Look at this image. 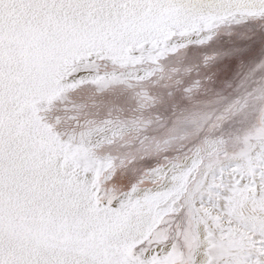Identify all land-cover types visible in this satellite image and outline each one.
Listing matches in <instances>:
<instances>
[{"label": "snow or ice", "instance_id": "6c2138e0", "mask_svg": "<svg viewBox=\"0 0 264 264\" xmlns=\"http://www.w3.org/2000/svg\"><path fill=\"white\" fill-rule=\"evenodd\" d=\"M198 7L197 0H0V264H264V139L251 150L264 90L258 98L250 90L255 104L232 152L219 147L225 141L214 122L221 130L231 122L220 113L189 130L179 152H153L149 142L163 141L175 115L154 128L142 112L113 117L87 103L90 90L122 76L138 87L152 75L116 59L108 45L117 35L126 36L121 51L142 44L145 62L158 63L151 45L174 42L189 26L210 35L224 24H264V0H208L212 20L190 14ZM177 9L187 15L165 20ZM145 25L156 31L140 32ZM191 87L177 84L181 99ZM138 119L135 136H124ZM212 141L216 150L198 156ZM187 157L210 175L185 169ZM223 159L238 162L217 167ZM241 201L252 215L239 214Z\"/></svg>", "mask_w": 264, "mask_h": 264}, {"label": "rangeland", "instance_id": "374dc122", "mask_svg": "<svg viewBox=\"0 0 264 264\" xmlns=\"http://www.w3.org/2000/svg\"><path fill=\"white\" fill-rule=\"evenodd\" d=\"M176 17L175 12L169 13L165 20ZM195 17L212 20L213 14H199ZM140 32L156 31L155 25H145ZM208 29L197 30L189 26L174 42L171 37L166 41L153 43L152 51L159 56L158 63L145 62L149 53L144 52L141 44L134 49L121 51L120 42L126 39L124 34L117 35L108 45L114 52L116 59L131 65L129 72L136 73L138 69L151 72L150 78L138 87H130L137 82L128 75L122 76L114 86L104 90L92 89L88 93V105L93 110L103 109L111 112L113 117L137 115L142 112L150 117L152 126L161 127L173 116H176L173 126L168 129L163 141L155 144L149 142L153 152L166 151L175 148L178 152L182 143L191 133H195L207 123L208 118L220 113L221 121H231L222 130L219 123H215L217 134L223 135L226 147L232 152L236 134H241L246 125L243 123L252 111L255 99L250 90L257 92L264 90V24L249 21L242 25L224 24L207 34ZM206 41L203 46H196ZM192 46H186V45ZM164 49L161 54L157 49ZM186 83L192 87L186 90L181 99L177 90L178 83ZM248 101V103H245ZM94 102V103H93ZM185 103L191 106L189 114H185ZM223 109V111H221ZM256 122L259 124L254 131L251 145L254 151L259 141L264 139V108L257 113ZM139 119L123 127L122 134L133 137L139 131ZM209 147L216 150L215 142H205L197 153L200 157L209 155ZM71 160L72 157H69ZM235 160L223 159L217 167H228L237 163ZM200 160L192 157L182 158L180 164L193 171L200 169L202 175H210L206 169L200 168ZM208 184L202 185L201 191L207 192ZM237 210L242 216L252 215L249 205L241 201ZM207 213V208L203 210Z\"/></svg>", "mask_w": 264, "mask_h": 264}, {"label": "bare ground", "instance_id": "6f19581e", "mask_svg": "<svg viewBox=\"0 0 264 264\" xmlns=\"http://www.w3.org/2000/svg\"><path fill=\"white\" fill-rule=\"evenodd\" d=\"M198 3L201 4V7L194 8L190 11V14L193 16L199 15V14H208L211 13V11L206 7V4L208 3V0H197ZM175 12L176 17H184L187 14L183 12L182 10H173Z\"/></svg>", "mask_w": 264, "mask_h": 264}]
</instances>
